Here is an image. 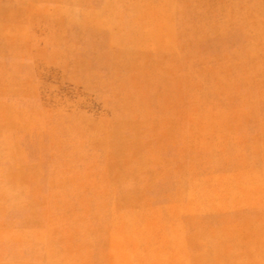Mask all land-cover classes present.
Wrapping results in <instances>:
<instances>
[{
	"label": "rangeland",
	"instance_id": "obj_1",
	"mask_svg": "<svg viewBox=\"0 0 264 264\" xmlns=\"http://www.w3.org/2000/svg\"><path fill=\"white\" fill-rule=\"evenodd\" d=\"M0 264H264V0H0Z\"/></svg>",
	"mask_w": 264,
	"mask_h": 264
}]
</instances>
